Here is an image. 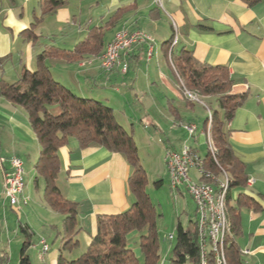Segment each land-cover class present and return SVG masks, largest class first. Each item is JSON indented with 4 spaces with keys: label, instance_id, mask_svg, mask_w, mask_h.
I'll return each mask as SVG.
<instances>
[{
    "label": "crops",
    "instance_id": "1",
    "mask_svg": "<svg viewBox=\"0 0 264 264\" xmlns=\"http://www.w3.org/2000/svg\"><path fill=\"white\" fill-rule=\"evenodd\" d=\"M44 2L0 0V58H4L0 62V80L12 83L14 78H19L23 67L35 70L37 55L47 47L70 50L90 30L102 29L103 47L97 55L73 61L52 57L45 59L44 64L51 71L52 77L73 93L81 97L97 98L110 106L116 121L117 112L121 113V107H128L133 99L143 108L146 107L145 115L149 124L160 132L161 124L166 128V148L178 149L186 137L185 141H192L191 147L198 151L200 140L204 144L207 141V127L204 126L207 106L200 104L205 112L200 123L202 116L196 110L195 102L187 104L182 94V85L172 68L168 47L164 50L163 43L171 37L169 26L174 27L178 33L175 46L179 44V47L173 51L184 48L191 51L199 62L228 68L233 80L231 92L247 93V97L226 124L227 140L235 156L245 166L249 182L243 192L254 199L256 207L240 208V232L235 241L243 264H264V0L254 5H249L245 0H161V7L156 0H65L62 6L43 13ZM118 11V17L108 23ZM10 12L15 23L7 22ZM29 28L33 29L34 38L28 37L25 32ZM123 28L129 31L140 30L154 42L157 38L162 42L161 56L158 54V46L153 45V56L147 58L146 44H136L130 50L121 52L120 64L109 72L104 71L100 67L99 56L115 33ZM153 59L154 63L151 62ZM124 63L127 64L125 70L122 69ZM53 66L58 70L57 77L52 73ZM160 86L161 89L153 93V88ZM144 95L148 96L146 104ZM174 96H178L184 103V109L187 110L185 115ZM159 97L164 99L170 118L163 114ZM204 97L208 104L214 106L212 97ZM170 107L175 112L172 113ZM51 111L59 113L57 106L51 108ZM127 120H133V117L127 116ZM118 123L123 127V123ZM180 123L195 124L197 132L194 137L188 138L185 130L179 126ZM3 140H6L8 146L4 145ZM5 147L7 152L13 153L7 157L5 164L0 159L1 196L2 173L9 169V158L28 156L36 173L35 163L40 146L25 109L0 96V156ZM58 156L60 169L55 184L64 198L77 203V231L64 245L63 215L54 216L59 219V230L50 213H60L51 208L46 210V216L37 217V223L39 227L48 225L51 229H57L55 240L58 246L42 253L40 240L35 244L31 242L32 253L37 249V258L40 259L38 261L32 257L34 264H57L60 254L67 259L63 255L66 250L70 254H81L96 233L97 216L120 213L134 201L128 188L131 167L121 153L110 152L96 144L80 148L74 139H70L67 144L59 147ZM238 193L240 189L232 192L233 199ZM22 195L29 198L32 196L30 192L25 193L24 189ZM25 218V222L18 226H26L32 234L34 225L28 216ZM24 238L23 235L18 240L20 247ZM8 248H11L10 243ZM243 250L248 252L244 253ZM19 254L20 249L17 259L12 261L8 251H1L0 264H18ZM159 264H167V261L161 262L160 259Z\"/></svg>",
    "mask_w": 264,
    "mask_h": 264
},
{
    "label": "trees",
    "instance_id": "2",
    "mask_svg": "<svg viewBox=\"0 0 264 264\" xmlns=\"http://www.w3.org/2000/svg\"><path fill=\"white\" fill-rule=\"evenodd\" d=\"M254 5L262 0H245ZM43 13L62 6L65 0H45ZM122 10V9H121ZM120 10V11H121ZM119 11L112 18H117ZM36 18L35 22H38ZM28 37L34 38L33 29L25 30ZM173 40L166 41L168 49ZM103 47V30L92 29L72 49L55 46L45 48L36 57L37 68L33 71L23 67L15 82L0 80V96L13 105L25 109L31 129L35 133L39 146V157L35 163V186L43 184V196L48 206L63 215L62 233L66 239L64 245L76 233L77 203L64 198L55 180L60 169L59 147L74 139L80 148L96 144L110 152L121 153L131 167L128 188L134 201L126 210L116 214H102L96 218V233L92 236L86 250L77 258L67 260L62 254L57 264H139L138 258L127 245L126 236L131 231L143 230L139 237V247L144 264H159V241L157 237L154 205L145 191L146 174L140 164L132 136L116 121L113 109L100 100L78 96L59 81L55 80L49 68L44 64L47 58H62L68 61L81 60L89 55H97ZM167 53V50H166ZM168 57V53H167ZM4 58H0V62ZM172 68L180 79L182 88L198 96L213 98L214 106L206 104L207 112L204 126L209 127V138L214 153L207 146L202 156L203 167L217 176L225 173L229 184L226 194V208L230 223V232L224 243V256L227 264H243L235 238L240 232L241 207H255V201L243 192L247 183L245 166L234 154L227 140L226 124L233 118L235 111L243 104L247 93L231 92L233 80L224 65H211L199 62L184 48L170 52ZM187 104L192 101L185 98ZM57 106L59 113L51 108ZM173 113L175 109L170 107ZM207 130V128H206ZM210 152V153H209ZM213 154V158L211 156ZM208 181V178H203ZM240 189L233 199L232 190ZM24 234L18 264H31L26 252L31 244L26 226H19ZM167 264H202L198 242L196 222L183 227L176 225L175 243ZM205 264H216L214 253L209 252Z\"/></svg>",
    "mask_w": 264,
    "mask_h": 264
},
{
    "label": "rangeland",
    "instance_id": "3",
    "mask_svg": "<svg viewBox=\"0 0 264 264\" xmlns=\"http://www.w3.org/2000/svg\"><path fill=\"white\" fill-rule=\"evenodd\" d=\"M169 32L171 35L169 40H171V42L172 40L177 41L178 33L176 32L174 27L171 28L169 26ZM155 41L156 42L153 41V45L155 47L158 46L157 48L159 49L158 54H160L161 56L162 52L160 50V47L162 46V42L157 40V38H155ZM167 45H165L164 50L166 49ZM178 47L179 44H177L176 46L172 45V49H177ZM170 48L171 45L169 47V50ZM151 62L154 63V59ZM53 67L54 68L52 70L53 71L52 73L54 76H56L58 74L57 72L58 70L55 69L56 68L55 66ZM141 78H139V80ZM16 80L17 78H14L13 82ZM158 85L160 84L158 83ZM159 89H161V86L159 88L157 87L153 88V93L154 91H158ZM98 91L102 92L103 90L99 89ZM104 91H108V90H104ZM145 95L144 98L146 99L148 96ZM174 97L176 99L177 105L180 107L179 109H182V113L183 115H185L187 110L184 109V103L177 98L178 96H174ZM199 97L202 101H198L199 104L195 102V108L196 110L199 111L200 116H202L200 118V123H201L205 115V112L202 110L201 105L206 106L205 103L207 104L208 100L204 96L199 95ZM147 99L145 100L146 101L145 104L148 103ZM158 101L161 103V110L163 114H166L170 118L171 116L170 113H168L167 111V106L166 103L164 102V99L162 97H159ZM144 108L146 109V107ZM144 108L140 103L136 102L133 99L132 103L128 107H124V106L121 107L120 110L121 113L117 112V121L123 123V127L125 128L126 132L132 136L135 146L137 148L140 164L143 167L146 174L147 182L145 185V191L148 194L149 199L151 203L154 205L157 213V216L155 218V225H156L157 237L159 241L160 259L161 262H163L165 260L167 261L172 255V247L174 246L175 243L177 222L179 221L181 225L185 228L196 220L195 204L192 196L189 195V193H187L183 189V187L179 189L181 192L179 190L173 191L170 188L169 176L166 169L165 157H164V153L167 147L166 137L168 136L166 135L167 134L166 128L164 127L163 124H161L162 131L160 132L155 130L154 127L149 124V121L147 120L148 118L145 115ZM54 114H58V113L54 112ZM127 116H132L133 120H127ZM185 139L186 137L183 138V140L180 142L182 146L184 144L190 145V143H192V141L190 140L185 141ZM201 141L202 140H200L198 145V151L200 154L203 155L205 154L207 149L206 147L207 141L206 144L202 143ZM3 142L4 145L8 146L6 140H3ZM6 148L7 147L3 148L4 150L3 155L0 156V159L1 160L3 159V162L1 161V163L3 164L6 163V160L8 159L7 157H9V155L13 153V152L10 153L7 152V150H5ZM21 160L23 162V170H24V192L25 193L30 192L32 195L31 198L27 196L26 203H21L19 207H15V206H11L9 202L5 200L4 195L3 196L0 195V252L3 250L8 251L10 255H12L11 258L12 261H15L18 257V251L19 249H21L20 247L21 245L18 243V240L23 238L24 235L19 229L20 227L18 225L20 223L25 222L26 220L25 217L27 216L34 225V232L30 236L32 244H35L38 239L41 240L43 238L47 242L48 248L50 249L57 248L58 246V243L55 240L57 229H51L48 225L44 227H39L37 223V219H38L37 217L46 216V210L47 211L50 210V207L48 206L46 199L43 196V184L40 183L39 187L35 186V182L33 179L36 173L33 171V166L31 165V160H29V157L26 155L24 156L22 155ZM191 169L193 170L189 171V175L192 177V179H194V181H199L198 173L196 172V169L195 168H191ZM218 177L222 178V174L219 175ZM232 192L234 193V190H232ZM50 214H51L50 216H53L52 221L53 222L56 221V223L58 224V229L60 230L59 219H55L54 216H62V214L61 215L60 214L56 215V213H50ZM143 232L144 229L140 231L134 230L131 231L126 236L127 244L138 258L139 264H144V259L139 247V237L140 234ZM170 236L172 237L170 238ZM9 243L11 245V248H8ZM32 244L29 248L26 249V252L31 257V264H34L33 258H35V260L38 261L40 259L37 258V253H38L37 249L35 250V252L33 251L32 253L30 249L32 247ZM81 254H78L77 252L76 253L73 252L70 254L68 250H66L64 251L63 255L67 259H71V258L75 259L79 257Z\"/></svg>",
    "mask_w": 264,
    "mask_h": 264
},
{
    "label": "built area",
    "instance_id": "4",
    "mask_svg": "<svg viewBox=\"0 0 264 264\" xmlns=\"http://www.w3.org/2000/svg\"><path fill=\"white\" fill-rule=\"evenodd\" d=\"M157 4L161 7V0H156ZM127 34L126 42H119V35ZM136 44H146V57L151 58L153 56V41L152 38L140 31L136 30L134 33H127L126 29H120L118 33L113 36V39L110 41V50L106 54H101L99 57L102 58V65L100 67H107L112 63L116 62V53L118 52V47H125V52L130 50L132 46ZM176 44V40L173 41L172 45ZM169 50V56L172 49ZM127 68V64L124 63L122 65V69L125 70ZM183 96L192 102L202 101L200 97L195 96L193 94H189L182 88ZM188 137L192 138L196 134V125L193 123H180ZM207 146V145H206ZM208 151V150H207ZM210 153V152H209ZM199 152L192 146V154H190V164L182 163V144L178 149L166 148L164 157L166 169L169 176V185L173 191H177L183 187V189L189 193L194 199L195 204V217H196V227L198 234V242L201 247L203 244L202 233L204 230H211L214 233V258L216 264H219L216 256V246L218 245V236H220V224L218 217V207L219 202H215V225H207L205 221H203V212H202V203L207 201V196L210 189H199L194 185V179H189V171L191 169V157L200 158ZM213 158V154H211ZM9 169L2 173V183H3V195L4 198L9 202L11 206L19 207L21 203H26L27 198L22 195L24 189V170H23V162L17 156H12L9 158ZM206 178H209L213 181L212 189H221V186L225 183V181H218L217 174L214 172L205 173ZM247 182H249L247 180ZM180 191V190H179ZM225 195H221V199L224 198ZM172 236H170L171 238ZM40 244L42 245V253L48 250V245L46 244L44 239L40 240ZM244 253H247V250H243Z\"/></svg>",
    "mask_w": 264,
    "mask_h": 264
},
{
    "label": "bare ground",
    "instance_id": "5",
    "mask_svg": "<svg viewBox=\"0 0 264 264\" xmlns=\"http://www.w3.org/2000/svg\"><path fill=\"white\" fill-rule=\"evenodd\" d=\"M124 29V28H123ZM119 31V30H118ZM118 31L116 33H118ZM136 30L129 31L127 30V33H134ZM115 33V34H116ZM127 41V34H120L119 35V42H126ZM110 50V42L106 45L105 49L101 54H106ZM125 51V47H118V52L116 53V62H119V56L121 52ZM154 51V48H153ZM100 60V66L102 65V58L99 57ZM119 63H112L109 64L107 67H101L104 71L109 72L111 71L115 66H117ZM189 94H193L195 96H198L195 93L189 92L186 90ZM199 97V96H198ZM208 116L210 117V111H208ZM196 132H197V126H196ZM207 146L211 150L212 153H214L213 146L211 145V141L209 138V127L207 129ZM190 154H192V147L190 145L184 144L182 146V163L183 164H190ZM191 168H195L196 172L198 173V180L194 181V185L198 187L199 189H210L207 201L202 203V212H203V221L207 225H215V202H219L218 207V217L220 224V236H218V245L216 246V256L217 261L219 264H227L225 256H224V243L225 239L228 235L231 234L230 232V223L228 220L227 215V208H226V194L228 190V177L225 173H222V178L217 176L218 181H225L227 184H223L221 186V189H212L213 188V181L208 178V181H206L203 178H206L205 173L207 172L203 167V158L200 156L198 157H191ZM189 179H192V177L189 175ZM221 195H225L224 198L221 199ZM202 240L203 244L201 247V263L205 264L207 256L209 252L214 253V233L211 230H204L202 233ZM209 246V249H208Z\"/></svg>",
    "mask_w": 264,
    "mask_h": 264
},
{
    "label": "clouds",
    "instance_id": "6",
    "mask_svg": "<svg viewBox=\"0 0 264 264\" xmlns=\"http://www.w3.org/2000/svg\"><path fill=\"white\" fill-rule=\"evenodd\" d=\"M9 24H11V23H15V21L13 20V19H11V12H10V18H9V20L7 21Z\"/></svg>",
    "mask_w": 264,
    "mask_h": 264
}]
</instances>
